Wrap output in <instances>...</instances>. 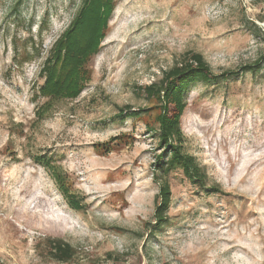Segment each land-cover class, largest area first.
Returning <instances> with one entry per match:
<instances>
[{"label": "rangeland", "instance_id": "374dc122", "mask_svg": "<svg viewBox=\"0 0 264 264\" xmlns=\"http://www.w3.org/2000/svg\"><path fill=\"white\" fill-rule=\"evenodd\" d=\"M18 1L0 0V264H264V0H111L62 84L58 42L88 3ZM191 51L230 73L195 85L183 115L211 189L170 173L159 227V109L143 87ZM51 238L74 257L54 259Z\"/></svg>", "mask_w": 264, "mask_h": 264}, {"label": "trees", "instance_id": "16d2710c", "mask_svg": "<svg viewBox=\"0 0 264 264\" xmlns=\"http://www.w3.org/2000/svg\"><path fill=\"white\" fill-rule=\"evenodd\" d=\"M19 2L20 0L18 4ZM85 3H88V7L81 10V16L75 19L71 28L58 42V52L61 53L58 56L60 59L63 56L66 58V63L63 62L58 76L57 83L60 82L58 84L64 83L69 78V71L72 70L73 73L80 68L81 63L87 61L107 28L108 16L112 10L111 0H91L90 2L85 0ZM48 70L49 78H51L50 75L54 72L51 69ZM242 70V72L256 73L260 67L249 65ZM231 73L238 74V71ZM228 74L230 73L213 75L211 66L204 55L191 51L185 53L184 57L177 60L170 68L165 69L157 80L143 87L145 97L157 100L159 109L155 122L158 126L156 134L161 151L156 157L153 176L159 185L155 211V220L159 227L167 222L168 209L172 201L171 186L167 179L170 173L181 171L185 178L200 189L206 191L211 189V186L208 187V174L205 166L201 165L197 158L185 149L183 115L188 106L187 96L195 85L206 83L215 77H227ZM86 78L87 76L80 75L79 81ZM67 86L68 90L64 93L65 95L74 96L80 90L77 84H67ZM54 87L55 85H51V79H49L44 89L53 90L55 93L61 85ZM145 110H134L133 115H140ZM58 178H60L59 175ZM67 197L73 208H81L80 201L73 195H67ZM48 244L51 256L58 261H70L75 255V247L63 238H51Z\"/></svg>", "mask_w": 264, "mask_h": 264}]
</instances>
